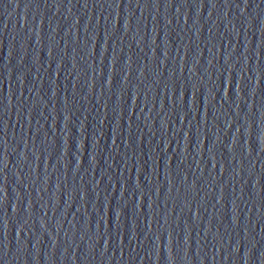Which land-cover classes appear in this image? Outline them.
I'll return each instance as SVG.
<instances>
[{
	"label": "water",
	"instance_id": "water-1",
	"mask_svg": "<svg viewBox=\"0 0 264 264\" xmlns=\"http://www.w3.org/2000/svg\"><path fill=\"white\" fill-rule=\"evenodd\" d=\"M0 264H120L0 55Z\"/></svg>",
	"mask_w": 264,
	"mask_h": 264
}]
</instances>
